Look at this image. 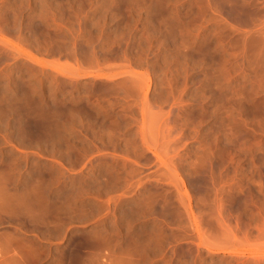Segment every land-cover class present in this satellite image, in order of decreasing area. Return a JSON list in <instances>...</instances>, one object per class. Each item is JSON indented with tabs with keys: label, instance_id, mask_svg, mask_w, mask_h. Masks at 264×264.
I'll return each instance as SVG.
<instances>
[{
	"label": "rangeland",
	"instance_id": "rangeland-1",
	"mask_svg": "<svg viewBox=\"0 0 264 264\" xmlns=\"http://www.w3.org/2000/svg\"><path fill=\"white\" fill-rule=\"evenodd\" d=\"M0 264H264V0H0Z\"/></svg>",
	"mask_w": 264,
	"mask_h": 264
}]
</instances>
